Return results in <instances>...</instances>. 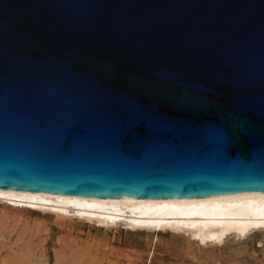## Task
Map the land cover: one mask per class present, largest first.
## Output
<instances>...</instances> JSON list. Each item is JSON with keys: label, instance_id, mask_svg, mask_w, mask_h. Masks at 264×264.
<instances>
[{"label": "water", "instance_id": "water-1", "mask_svg": "<svg viewBox=\"0 0 264 264\" xmlns=\"http://www.w3.org/2000/svg\"><path fill=\"white\" fill-rule=\"evenodd\" d=\"M0 187L264 191V0H0Z\"/></svg>", "mask_w": 264, "mask_h": 264}, {"label": "rangeland", "instance_id": "rangeland-1", "mask_svg": "<svg viewBox=\"0 0 264 264\" xmlns=\"http://www.w3.org/2000/svg\"><path fill=\"white\" fill-rule=\"evenodd\" d=\"M79 221L5 207L0 201V264H262L264 260L261 233L245 240L229 237L222 248L212 249L183 231L148 232L125 225L106 229Z\"/></svg>", "mask_w": 264, "mask_h": 264}, {"label": "bare ground", "instance_id": "bare-ground-1", "mask_svg": "<svg viewBox=\"0 0 264 264\" xmlns=\"http://www.w3.org/2000/svg\"><path fill=\"white\" fill-rule=\"evenodd\" d=\"M0 201L5 207L38 214L51 212L61 219L77 217L79 222L89 221L106 229L125 225L148 232L183 231L212 249L222 248L229 237L245 240L264 235V191L193 197H106L0 187Z\"/></svg>", "mask_w": 264, "mask_h": 264}]
</instances>
